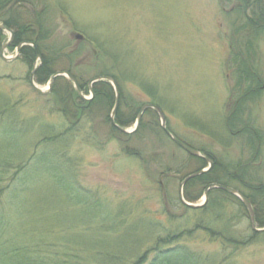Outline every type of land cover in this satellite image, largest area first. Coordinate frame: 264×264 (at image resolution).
Listing matches in <instances>:
<instances>
[{
  "label": "rangeland",
  "instance_id": "1",
  "mask_svg": "<svg viewBox=\"0 0 264 264\" xmlns=\"http://www.w3.org/2000/svg\"><path fill=\"white\" fill-rule=\"evenodd\" d=\"M24 1L9 4L13 11L0 24L8 19L33 25V46L57 58L52 69L68 73L84 98L65 75L54 78L44 94L36 92L29 78L43 56L35 58L34 49L26 62L21 54L11 61L0 57V163L9 166L0 182V207L11 217L0 233V249L27 243L41 253L78 251L87 264H144L156 246L166 245L161 239L168 232L194 227L198 218L179 196L203 203L202 192L186 201L181 186L203 165L165 134L152 109L135 128L136 110L147 103L161 109L165 128L180 142L219 160L228 173L238 175L240 165H249L256 184L264 185V139L256 146L257 140L243 134L252 127L264 136V0H251L244 13L220 0ZM9 37L0 30V48ZM16 47L11 40L3 56L13 57ZM54 48L61 50L55 54ZM233 51L262 83L243 108L237 103ZM99 76L112 78L104 80L112 101L101 94L91 101L96 82L88 83ZM49 78L33 80L46 90ZM116 94L113 120L117 126L116 116L124 121L119 127L127 133L111 123ZM230 116L243 122L233 131L225 126ZM23 165L21 177L15 176ZM16 180L20 188L13 200L8 191ZM240 182L231 188L247 193ZM189 190L194 196L199 191ZM227 211L219 228L238 241L255 232L237 201H229ZM211 238L195 230L179 243L211 259L223 253L222 264H264L263 235L229 249Z\"/></svg>",
  "mask_w": 264,
  "mask_h": 264
},
{
  "label": "trees",
  "instance_id": "2",
  "mask_svg": "<svg viewBox=\"0 0 264 264\" xmlns=\"http://www.w3.org/2000/svg\"><path fill=\"white\" fill-rule=\"evenodd\" d=\"M20 2L23 1V3H27L24 0H0V17L3 15H6V11L11 12V10L8 6L9 4L13 2ZM222 3L232 4L234 7V11H241L242 13L245 12V10L249 7L251 0H220ZM29 4V3H28ZM9 8V9H8ZM236 8V9H235ZM19 21V20H18ZM18 21H10L7 19V21L3 20V25H5L9 29H13V26L16 27V30L13 31V43L18 45L21 42H31L32 36L36 33V28L31 26H26V23L18 22ZM248 27L249 30L252 31V25L253 22L250 17H248ZM35 26V25H34ZM42 50V49H40ZM61 49L54 48L52 51L57 54L56 51H60ZM246 50V49H245ZM70 53V52H68ZM232 57L231 61L233 65L235 66V79L237 82V89L240 91L238 101L237 103H240L239 105L243 108V105L248 102L250 99H253V95L258 92L259 88L262 87V83L260 81L259 76L252 70L249 63L247 61H242V57H240V53L231 52ZM20 54L23 60L29 61L32 59L33 56V48L31 46L25 45L20 48ZM64 54V53H62ZM72 54V51H71ZM247 54V53H246ZM40 55L42 57V63L35 71V78L36 81L39 83H44L48 77H50L53 72L55 73L54 69H52L53 63L56 62L57 58H49L42 54L40 51ZM55 81V80H54ZM79 89H82V86L78 85ZM98 88V89H97ZM93 96L92 100L97 98V96L104 95L106 98V101H112V88L109 86V83L105 81H97L94 83V86L92 87ZM111 92V94H110ZM71 97V96H70ZM100 97V96H99ZM72 99V105L74 107H77L80 101L78 96L75 95ZM89 101V103L91 102ZM139 110L137 108L136 112ZM146 111H151V109H147ZM155 115V112H151ZM3 114H1L2 116ZM230 119H227L226 122V128L228 130L233 131L234 127L242 123L237 117L230 116ZM116 123L118 126H124L125 122L121 121L118 116H116ZM133 119H130L131 121ZM128 122V121H127ZM241 133L243 131H236L235 133ZM247 136L248 140H257V145L262 144L264 136L259 132L258 130L254 128H249L247 131H244ZM257 136V138H256ZM253 145V143H251ZM258 153V150H255L254 155ZM204 156V155H203ZM209 157V156H208ZM194 159V157H192ZM195 159H198V161L201 162L203 166L197 168L195 171H198L202 169L205 165V161L201 157H195ZM212 161V167L209 171L202 173L198 175L197 177H194L190 180H188L185 183L184 186V199L188 202H193L202 194L201 192L210 184H221L225 186L231 187V183L237 182L238 184H241L240 181L244 182V187L248 189L247 193H242L244 197L250 202L251 206L253 207L254 212V222L256 225L263 228L264 223V185L262 184H256V180L254 179V175L250 173V167L247 164L238 165L241 171H238V175H234L232 173H228L229 167L224 165L219 160L216 161L213 157H210ZM20 164V163H19ZM241 164V163H239ZM26 166H20L18 169L15 170V176L21 175L22 170ZM238 170V168H236ZM9 166L3 165L0 163V182L5 180V177L8 174ZM194 172V171H192ZM240 172V173H239ZM21 177V176H20ZM19 179L21 180V178ZM2 180V181H1ZM20 180L14 181L15 184H10L12 187L9 189L8 194L10 198H14L15 191H18L16 188L20 186L17 185ZM17 182V183H16ZM9 185V187H10ZM249 185V186H248ZM8 185H5L6 187ZM198 187L199 191L194 192L190 191L189 188ZM3 189V186L0 187V190ZM201 193V194H200ZM199 194V195H198ZM207 201L203 206L200 207H184L187 210L193 211V215L198 218V223L194 225L191 229H186L182 231L177 232H168L166 234V237H163L161 239L162 245L161 248H158L156 246L153 251H155L153 257L149 261H145L144 264H222L224 263L227 258L226 255L222 253L221 259H211L203 255H198L197 253L190 252L187 249H184L180 241H184L187 239V237L190 236L192 232L195 230H200L203 232H206L207 234L211 235L213 238H211L212 241H218L219 244L224 248H236L240 245H246L252 238V236L258 237V236H264V231L260 232H254L250 236L245 237L243 240H236L232 236H230L225 229H221L217 226L218 220L221 218V215L223 213L228 212L227 211V205L228 202L231 200H235L239 203V206L242 209L243 215L246 216L247 211L245 207L240 203V200L236 198L235 196L214 188L210 189L208 191L207 195ZM12 200V202H13ZM11 203H7L6 207H9L11 209L12 206ZM184 205V204H183ZM186 206V205H185ZM15 207V206H14ZM186 210V211H187ZM9 215V212H8ZM10 216H7V213L3 211V209L0 207V233L7 229V225L9 224L8 221H10ZM6 232V231H5ZM255 234V235H254ZM176 241V243L171 244L170 242ZM170 243V244H169ZM179 243V244H178ZM3 244V243H2ZM54 246V245H53ZM40 248V247H39ZM39 248L35 245H28L26 244H19V245H11L8 247H4L0 249V264H87L86 259L82 257L81 253L78 251H58L56 248L49 252L44 248L43 253L40 252ZM98 259L94 258L93 260ZM222 261V262H221ZM95 263V262H93Z\"/></svg>",
  "mask_w": 264,
  "mask_h": 264
},
{
  "label": "water",
  "instance_id": "3",
  "mask_svg": "<svg viewBox=\"0 0 264 264\" xmlns=\"http://www.w3.org/2000/svg\"><path fill=\"white\" fill-rule=\"evenodd\" d=\"M0 30H5V31H8L9 32V34H10V37H9V39L7 40V42L4 44V45H2V47L0 48V57L4 60V61H11V60H13V59H15L17 56H18V51H19V49H20V47H22L23 45H31L32 47H33V49H34V53H35V58H40V54H39V52H38V50L36 49V47L35 46H33V44L32 43H21V44H19L17 47H16V54L13 56V57H9V58H7V57H4L3 56V51H4V49L11 43V40H12V31L10 30V29H8L7 27H5L4 25H2V24H0ZM75 38H77V39H80L81 38V36L80 35H78V34H75ZM35 70H36V67H33V69H32V71H31V74H30V78H29V84H30V86L36 91V92H38V93H40V94H44L46 91H49L50 90V88H51V85H52V82H53V79L54 78H56V77H58V76H64L65 74L64 73H62V72H56V73H54L53 75H51L50 76V78H49V83H48V89H46V90H42L41 88H39L38 86H36L35 84H34V82H33V75H34V73H35ZM66 77H68V79L74 84V87H75V90H76V92L78 93V95H80L81 96V94H80V90H79V88L77 87V85H76V83L74 82V80L72 79V77L70 76V75H65ZM104 80H106V81H108V82H113V80H112V78H110V77H108V76H99V77H95V78H93L92 80H90L89 81V83H88V85H89V87H90V85L92 84V83H94V82H97V81H104ZM82 98H84L83 96H81ZM117 105H118V95L116 94V96H115V101H114V106H113V109H112V112H111V115H110V118H111V123H112V125L113 126H115L119 131H121V132H125V133H127V131H125L123 128H121V127H119V126H117L115 123H114V120H113V116H114V114H115V111H116V108H117ZM146 109H152L156 114H157V116L159 117V119H160V121H161V128H162V130L165 132V134L178 146V147H180L182 150H184L186 153H188L189 155H191V156H194V157H202V158H204V160L206 161V162H208V164H209V166H208V169H202V170H199V171H196V172H194L193 174H190V175H188L187 177H185L184 178V180L182 181V184H181V186H183L184 184H185V182L187 181V180H189L190 178H193V177H196V176H198V175H200V174H202V173H204V172H207L210 168H211V166H212V162L209 160V159H207V158H205V157H203L201 154H200V152H198V151H196L195 149H192V148H190V147H188L187 145H185L184 143H182V142H180L178 139H176L166 128H165V118H164V115H163V112L161 111V109L158 107V106H156V105H154V104H150V103H147V104H143L141 107H140V109H139V111H138V113H137V115H136V127L135 128H137V126H138V124H139V121H140V118H141V115L143 114V112L146 110ZM135 131V130H134ZM209 188H217V189H220V190H223V191H225V192H227V193H229V194H231V195H233V196H235V197H237L239 200H240V202L244 205V207H245V209H246V211H247V213H248V217H249V221H250V224H251V228H252V230L253 231H256V232H258V231H260V229H256L255 228V226H254V212H253V209H252V206H251V204H250V202L239 192V191H237L236 189H233V188H231V187H228V186H225V185H221V184H211L209 187H207L205 190H204V201H203V203L202 204H200V205H193V204H189V203H186V202H184L183 201V199H182V196L180 195L179 197H180V200H181V202L183 203V204H185L186 206H190V207H200V206H202L205 202H206V200H207V191H208V189ZM264 230V229H263Z\"/></svg>",
  "mask_w": 264,
  "mask_h": 264
},
{
  "label": "bare ground",
  "instance_id": "4",
  "mask_svg": "<svg viewBox=\"0 0 264 264\" xmlns=\"http://www.w3.org/2000/svg\"><path fill=\"white\" fill-rule=\"evenodd\" d=\"M64 74L67 75L68 73H64ZM34 77H35V74L33 75V78H34ZM62 77H64V76H62ZM33 82H34V80H33ZM34 84H35V83H34ZM193 173H194V172H192L191 174H193ZM196 177H197V176H196ZM193 178H194V177H193ZM190 179H192V178H190ZM190 179H189V180H190ZM187 181H188V180H187ZM187 181H186V182H187ZM210 185H211V184H210ZM210 185H208L207 187H209ZM184 186H185V185H184ZM184 186H183V187H184ZM207 187H206V188H207ZM206 188H205V189H206ZM205 189H204V190H205ZM210 189H214V188H209L208 191H209ZM204 190L202 191L203 198H204ZM208 191H207V192H208ZM203 201H204V199H203ZM253 221H254V220H253ZM253 224L255 225V223H253ZM250 226H251V224H250ZM255 226H256V225H255ZM255 228H256V227H255ZM256 229H258V228H256ZM259 229H260V231H262L264 228L261 227V228H259ZM260 231H258V232H260ZM255 232H256V231H255Z\"/></svg>",
  "mask_w": 264,
  "mask_h": 264
},
{
  "label": "flooded vegetation",
  "instance_id": "5",
  "mask_svg": "<svg viewBox=\"0 0 264 264\" xmlns=\"http://www.w3.org/2000/svg\"><path fill=\"white\" fill-rule=\"evenodd\" d=\"M13 36V35H12ZM21 43H23V42H21ZM21 43H19V44H21ZM28 45V44H27ZM23 46H25V45H23ZM29 46V45H28ZM21 48V47H20ZM19 51H20V49H19ZM18 55H20V52L18 53ZM41 65V63L39 64V66ZM37 70V69H36ZM35 70V71H36ZM35 74V73H34Z\"/></svg>",
  "mask_w": 264,
  "mask_h": 264
}]
</instances>
